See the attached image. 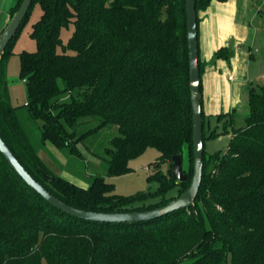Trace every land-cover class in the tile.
I'll return each mask as SVG.
<instances>
[{
	"label": "trees",
	"instance_id": "1",
	"mask_svg": "<svg viewBox=\"0 0 264 264\" xmlns=\"http://www.w3.org/2000/svg\"><path fill=\"white\" fill-rule=\"evenodd\" d=\"M21 1L9 7L10 18ZM209 1L195 0L197 13ZM35 3L41 8L30 30L36 48L18 53L27 99L17 107L10 101L5 64ZM70 24L74 30L63 44L60 31ZM229 57L225 48L214 53ZM201 70L199 60L200 75ZM248 104L245 126L233 128L226 150L209 154L205 142L218 134L205 133L209 123L202 110L203 171L196 198L148 221L107 223L69 215L29 187L0 152V264H264V84L249 87ZM21 109L37 125L38 139L23 124ZM90 122L91 128H83ZM108 124L117 133L103 160L107 176L129 172L128 162L147 148L172 161L186 147V180L155 163L146 179L158 184L153 195L160 197L146 203L148 191L117 194L100 174L89 175L83 187L55 174L39 156L46 141L80 155L77 143L84 135ZM229 125L232 119L223 124ZM0 136L37 181L76 208L145 210L179 196L193 174L185 1L32 0L0 59ZM174 187L176 195L166 196Z\"/></svg>",
	"mask_w": 264,
	"mask_h": 264
},
{
	"label": "rangeland",
	"instance_id": "2",
	"mask_svg": "<svg viewBox=\"0 0 264 264\" xmlns=\"http://www.w3.org/2000/svg\"><path fill=\"white\" fill-rule=\"evenodd\" d=\"M14 1L0 0V29L10 19L11 13H9V7ZM249 3L250 9L248 8L242 16V20L246 19L245 28L243 31H240V37L244 33L245 39H239V35L235 32V29L228 34L231 35L230 48L232 49L233 56L237 57L243 54L244 63L249 60L250 76L246 80L244 79L242 73L244 63L235 64L237 67L229 65L227 70L221 71V82L219 84L223 87V91L219 89L221 104L218 108V113L210 117L209 125L205 127L206 134L212 130L218 134L206 140L205 149L208 154L218 150H226L229 139L232 137L233 128L237 129L245 126V117L249 107V87L254 86L257 88L264 84V77L256 80L253 75L258 70H264V0H249ZM40 14L41 8L39 4L35 3L13 42L12 54L6 60V80L10 101L13 106H22L27 99L25 82L19 76L18 53L22 50H35L36 44L35 40L30 36V30L32 23L39 18ZM73 30V24L61 29L60 38L63 44L68 42ZM250 49L251 53H253L252 57L249 52ZM229 103L233 109L227 111ZM224 110L226 112L223 113ZM20 111L23 124L30 130L31 134H34L35 139H38L39 130L37 125L25 119L22 109ZM218 114L224 115L218 119ZM230 119L233 120V126L229 125L230 127L227 126L225 129L223 124ZM93 124L90 122L88 125L83 126V128H91ZM116 133L117 127L113 124H108L93 132H88L84 135L85 139L77 143V148L81 152L80 155H74L68 153V151L64 152L49 141L42 144L38 153L51 171L77 185L86 187L89 175L100 174L104 175L107 181L114 184V192L117 194L131 195L141 191H148V193L152 194L145 199V202L156 201L160 195H153V191L158 184L156 182H148L146 177L154 171L155 163L158 164L161 170L167 172L171 167L172 161L167 158H159L160 152L150 147L128 162L131 168L129 172L117 176H107L103 160L107 158L106 149L109 146L110 139ZM181 166L183 169H187L188 167L186 147L182 151ZM169 195H176V187L166 192V196Z\"/></svg>",
	"mask_w": 264,
	"mask_h": 264
},
{
	"label": "water",
	"instance_id": "3",
	"mask_svg": "<svg viewBox=\"0 0 264 264\" xmlns=\"http://www.w3.org/2000/svg\"><path fill=\"white\" fill-rule=\"evenodd\" d=\"M185 1L186 33L188 46L189 64V91L192 108V146H193V174L188 187L176 198L167 203L145 210H134L125 212H97L76 208L69 205L49 192L39 181H37L18 161L12 150L0 136V152L12 167V169L22 178V180L48 203L62 210L63 212L88 221L120 223V222H140L165 216L173 211L184 209L191 205L198 193L202 171H203V118H202V94L200 90V71L198 57V24L195 0ZM32 0H22L19 7L8 20L4 29L0 32V59L7 44L16 35L21 23L26 17ZM172 159V174L178 181L186 180V175L181 172V153L175 154Z\"/></svg>",
	"mask_w": 264,
	"mask_h": 264
},
{
	"label": "crops",
	"instance_id": "4",
	"mask_svg": "<svg viewBox=\"0 0 264 264\" xmlns=\"http://www.w3.org/2000/svg\"><path fill=\"white\" fill-rule=\"evenodd\" d=\"M249 4V0H210L207 6L199 9L197 13L199 19L198 55L202 67L200 90L202 94V110L208 123L210 122V117L218 113L217 111H219L218 108L221 104V96L219 95V89L223 88L219 85L221 82V71L227 70L229 65L237 67L235 64H241L245 61L243 54L237 57L233 56L230 48L231 35L228 33L235 29V32L239 35L238 38H244V33L240 37V31H243L246 23V19L242 20V16L248 8L250 9ZM220 48H225L229 52L230 57L228 60L214 58V53ZM249 52L252 57L251 49ZM248 63L249 60L244 63V69H242L245 80L250 76ZM253 75L256 80H259L264 77V70H258ZM232 109V105L229 103L227 111Z\"/></svg>",
	"mask_w": 264,
	"mask_h": 264
}]
</instances>
